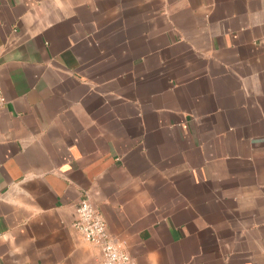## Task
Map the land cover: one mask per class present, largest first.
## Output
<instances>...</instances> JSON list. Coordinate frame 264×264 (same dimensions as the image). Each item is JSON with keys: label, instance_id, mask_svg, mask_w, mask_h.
Here are the masks:
<instances>
[{"label": "crops", "instance_id": "0c3cea01", "mask_svg": "<svg viewBox=\"0 0 264 264\" xmlns=\"http://www.w3.org/2000/svg\"><path fill=\"white\" fill-rule=\"evenodd\" d=\"M0 264H264V0H0Z\"/></svg>", "mask_w": 264, "mask_h": 264}, {"label": "built area", "instance_id": "2783aa9c", "mask_svg": "<svg viewBox=\"0 0 264 264\" xmlns=\"http://www.w3.org/2000/svg\"><path fill=\"white\" fill-rule=\"evenodd\" d=\"M5 103L6 97L0 86V108ZM73 226L86 240L100 248L101 260L98 264H138L112 237L104 216L88 197L82 198L76 206Z\"/></svg>", "mask_w": 264, "mask_h": 264}]
</instances>
